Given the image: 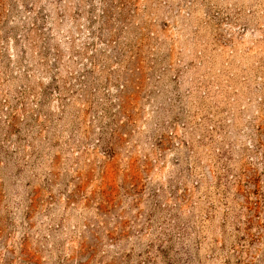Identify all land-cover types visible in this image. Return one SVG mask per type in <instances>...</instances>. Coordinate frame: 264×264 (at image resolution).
Segmentation results:
<instances>
[{"label":"rangeland","instance_id":"rangeland-1","mask_svg":"<svg viewBox=\"0 0 264 264\" xmlns=\"http://www.w3.org/2000/svg\"><path fill=\"white\" fill-rule=\"evenodd\" d=\"M0 264H264V0H0Z\"/></svg>","mask_w":264,"mask_h":264},{"label":"trees","instance_id":"trees-1","mask_svg":"<svg viewBox=\"0 0 264 264\" xmlns=\"http://www.w3.org/2000/svg\"><path fill=\"white\" fill-rule=\"evenodd\" d=\"M110 11V9L108 8V11H106L105 12V9L103 10V13L105 14V16L106 17H109V16H111V12H109ZM104 16V17H105ZM103 22L105 23V19H103ZM108 22V20L106 21V23ZM122 50L120 49V48H118L117 50H116V53H118V55H121V56H124V54L126 53V52H130V50H127L126 52H125V50L123 51V52H121ZM101 55H104L103 53H100ZM94 59L95 60H97V58L96 57H94ZM47 72L48 71H50L49 70V68H48V70H46ZM55 71H58V68H57V70H55ZM89 72V71H88ZM83 77V76H82ZM52 79H54V80H56V75H54V76H52ZM127 85H126V83H123V84H121L120 85V88H121V90H119V92L120 93H123V92H125V90H123V88H125Z\"/></svg>","mask_w":264,"mask_h":264}]
</instances>
